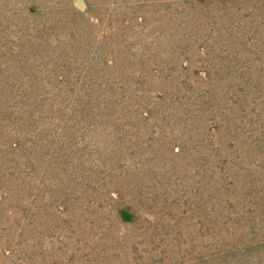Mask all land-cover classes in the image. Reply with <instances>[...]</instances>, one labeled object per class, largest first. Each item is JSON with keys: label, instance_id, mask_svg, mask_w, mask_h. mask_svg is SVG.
<instances>
[{"label": "rangeland", "instance_id": "obj_1", "mask_svg": "<svg viewBox=\"0 0 264 264\" xmlns=\"http://www.w3.org/2000/svg\"><path fill=\"white\" fill-rule=\"evenodd\" d=\"M0 264H264V0H0Z\"/></svg>", "mask_w": 264, "mask_h": 264}]
</instances>
